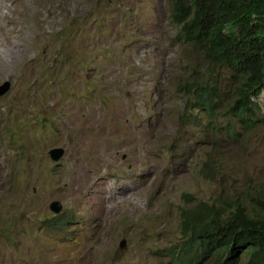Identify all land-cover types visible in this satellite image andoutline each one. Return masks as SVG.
Instances as JSON below:
<instances>
[{
  "label": "rangeland",
  "instance_id": "rangeland-1",
  "mask_svg": "<svg viewBox=\"0 0 264 264\" xmlns=\"http://www.w3.org/2000/svg\"><path fill=\"white\" fill-rule=\"evenodd\" d=\"M171 5L0 0V264H173L182 207L263 212L264 91L234 115L242 78L182 39ZM203 77L216 129L186 112Z\"/></svg>",
  "mask_w": 264,
  "mask_h": 264
},
{
  "label": "trees",
  "instance_id": "trees-1",
  "mask_svg": "<svg viewBox=\"0 0 264 264\" xmlns=\"http://www.w3.org/2000/svg\"><path fill=\"white\" fill-rule=\"evenodd\" d=\"M171 14L183 40L214 66L242 78L230 111L242 121H247L244 114L256 116L254 97L264 91V0H172ZM184 90L186 112H205L216 129L215 115L224 107L217 81H187ZM181 217V239L168 249L173 264H239L243 259L244 264H264V210L252 213L239 203L199 200L182 207Z\"/></svg>",
  "mask_w": 264,
  "mask_h": 264
},
{
  "label": "water",
  "instance_id": "water-1",
  "mask_svg": "<svg viewBox=\"0 0 264 264\" xmlns=\"http://www.w3.org/2000/svg\"><path fill=\"white\" fill-rule=\"evenodd\" d=\"M10 88V81H7L4 86L0 87L1 92H5ZM50 156L54 159V160H59L62 155L64 154V148L63 147H55L52 148L50 151ZM50 208L53 210L54 213H60L62 211L63 205L61 204L60 201H52L50 203ZM124 244V240L121 242V245Z\"/></svg>",
  "mask_w": 264,
  "mask_h": 264
},
{
  "label": "bare ground",
  "instance_id": "bare-ground-1",
  "mask_svg": "<svg viewBox=\"0 0 264 264\" xmlns=\"http://www.w3.org/2000/svg\"><path fill=\"white\" fill-rule=\"evenodd\" d=\"M92 174V173H91ZM88 175V174H87ZM90 175V174H89Z\"/></svg>",
  "mask_w": 264,
  "mask_h": 264
}]
</instances>
